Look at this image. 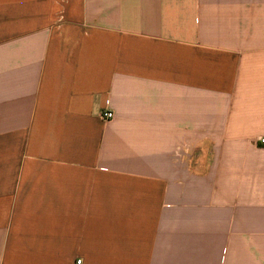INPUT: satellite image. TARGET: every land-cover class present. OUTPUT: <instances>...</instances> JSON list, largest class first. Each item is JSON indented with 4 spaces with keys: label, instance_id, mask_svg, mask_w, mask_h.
Listing matches in <instances>:
<instances>
[{
    "label": "crops",
    "instance_id": "obj_1",
    "mask_svg": "<svg viewBox=\"0 0 264 264\" xmlns=\"http://www.w3.org/2000/svg\"><path fill=\"white\" fill-rule=\"evenodd\" d=\"M262 140L264 0H0V264H264Z\"/></svg>",
    "mask_w": 264,
    "mask_h": 264
},
{
    "label": "built area",
    "instance_id": "obj_2",
    "mask_svg": "<svg viewBox=\"0 0 264 264\" xmlns=\"http://www.w3.org/2000/svg\"><path fill=\"white\" fill-rule=\"evenodd\" d=\"M103 117H104L105 119H111V118L113 117V115H112V113L107 112V113H104V114H103ZM261 142L264 143V140H262ZM77 263H78V264H81V261L79 260V261H77Z\"/></svg>",
    "mask_w": 264,
    "mask_h": 264
}]
</instances>
